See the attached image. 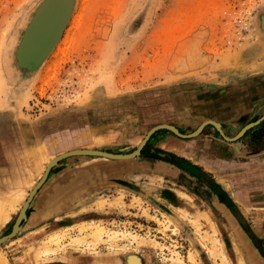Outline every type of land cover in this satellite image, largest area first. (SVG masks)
<instances>
[{
  "label": "rangeland",
  "instance_id": "obj_1",
  "mask_svg": "<svg viewBox=\"0 0 264 264\" xmlns=\"http://www.w3.org/2000/svg\"><path fill=\"white\" fill-rule=\"evenodd\" d=\"M209 111L233 135L264 116V0H0V238L55 157L129 154ZM223 140L60 161L0 264H264V156Z\"/></svg>",
  "mask_w": 264,
  "mask_h": 264
},
{
  "label": "water",
  "instance_id": "obj_2",
  "mask_svg": "<svg viewBox=\"0 0 264 264\" xmlns=\"http://www.w3.org/2000/svg\"><path fill=\"white\" fill-rule=\"evenodd\" d=\"M263 121H264V116L255 122H251L250 124L245 126L241 130V132L234 138L227 137L223 131L222 125L220 123L214 121V120H208V121L204 122L197 130H195L194 132H192L190 134H184L183 132H181V130L178 127L171 125V124H159V125L155 126L154 128H152L149 131L146 138L142 141L140 146L135 151H133L129 154H116V153L107 152V151H103V150H97V149H75V150L68 151L64 154H61V155L57 156L47 166V170L45 172L44 177L42 178L40 183L37 184V186H35V188L32 190L30 197L25 202L22 210L20 211V214H19V216H18V218H17V220L13 226L12 232L10 234H7V235L3 236L2 238H0V248L5 242L16 237L21 232V230L23 228V222L28 218L27 217V210L29 209L31 202L33 201L38 190L43 186V184L48 179L52 168L55 165H57L60 161L66 159V158H69L71 156H79V155H91V156H102V157H107V158H111V159H132V158L140 157L143 155V150H144L145 146L147 145L148 141L151 139V136L159 130H169L181 138L190 139V138H194V137L198 136L202 132V130L207 125H210V124L214 125L227 140L236 141V140L242 138L248 130L254 128L255 126L262 123ZM145 155L147 157L156 158V159L166 161V162H173V160H174V157L172 154L161 151V150H157L154 148L148 149V151L145 153ZM184 166L188 170L193 172L194 174L202 176V173L196 167L191 166V165H187V164Z\"/></svg>",
  "mask_w": 264,
  "mask_h": 264
},
{
  "label": "crops",
  "instance_id": "obj_3",
  "mask_svg": "<svg viewBox=\"0 0 264 264\" xmlns=\"http://www.w3.org/2000/svg\"><path fill=\"white\" fill-rule=\"evenodd\" d=\"M247 106H249V107H251V106H255V101H254V103L252 102V103H249V104H247ZM215 114V113H214ZM237 114H239V113H237ZM207 115L208 116H206V118H207V120H205V121H203L202 123H200L199 124V126L197 127V129L204 123V122H206V121H208V120H214V121H216V122H218V123H220L221 125H222V128H223V131H224V133H225V135L227 136V137H229L228 135H233V134H231L232 132H234L235 130H233L234 129V127L233 126H228V127H226L225 126V124H223L225 121H224V119L222 118L223 116H224V114H220V115H218L217 114V116H215V115H212L211 113H210V111H209V113H207ZM237 115H235L234 117H236ZM250 116V115H249ZM236 118H238V121L239 122H244L245 123V121H247V122H251L252 120H250V119H247L246 120V118H240L239 116H237ZM165 124V123H164ZM175 126V125H174ZM245 127V126H244ZM243 127V128H244ZM242 128V129H243ZM196 129V130H197ZM211 129V130H210ZM229 131H232V132H229ZM194 132V131H193ZM241 132V127H240V130H238L237 131V134H235V135H233L232 137H236L239 133ZM213 133V134H212ZM209 135V136H215V135H218V137H221V138H223L224 140L223 141H226V142H228V143H230V144H232V146L234 147V149L235 150H237V149H239L241 152H243L244 153V151H248L247 153V155H248V157H250V155H252L253 157H257V156H259V157H261V156H264V121L262 122V123H260L259 125H257V126H255L254 128H252V129H250V130H248L247 131V133H245L244 134V136L242 137V138H240V139H238V140H236V141H229V140H227L221 133H220V131L214 126V125H207L203 130H202V132L198 135V136H196V137H194V138H190V139H195V138H198V137H201V136H203V135ZM4 140L6 141V139H4V137H3V135H2V131H1V129H0V142L1 141H3L4 142ZM243 141V142H242ZM3 142H1V144L3 145V147H4V144H5V142H4V144H3ZM241 143H242V147L240 146L241 145ZM244 143H246V144H244ZM248 150H247V149ZM4 150V153H5V156H7V158L6 159H9L8 157V153L6 152V149L5 148H3ZM238 151V150H237ZM240 152V153H241ZM174 157V160H173V162H166V163H168V165H169V167H172L173 169H175V170H181V168H184V169H187L184 165H191V166H194L193 164H191L192 162H179V166H177V162H176V157L175 156H173ZM9 165V164H8ZM6 166L7 165H2L1 163H0V169H4V168H6ZM9 166H11V165H9ZM195 167V166H194ZM10 169V168H9ZM188 170V169H187ZM74 182V181H73ZM250 200V202L252 201V198H250V197H248Z\"/></svg>",
  "mask_w": 264,
  "mask_h": 264
},
{
  "label": "bare ground",
  "instance_id": "obj_4",
  "mask_svg": "<svg viewBox=\"0 0 264 264\" xmlns=\"http://www.w3.org/2000/svg\"><path fill=\"white\" fill-rule=\"evenodd\" d=\"M75 21H76V20H75ZM176 127H177V126H176ZM233 138H234V137H233ZM55 158H56V157H55ZM55 158H54V159H55ZM54 159H53V160H54ZM53 160H51V162H52ZM51 162H50V163H51ZM165 162H166V161H165ZM50 163H49V164H50ZM49 164H48V165H49ZM46 170H47V168H46ZM45 172H46V171H45ZM44 175H45V174H44ZM49 175H50V174H49ZM43 177H44V176H43ZM41 180H42V179H41ZM41 180H40V181H41ZM40 181H39V183H40ZM39 183H38V184H39ZM36 186H37V185H36ZM31 192H32V191H31ZM30 194H31V193H30ZM29 197H30V195H29ZM29 197H28V198H29ZM27 200H28V199H27ZM27 200H26V201H27ZM26 201H25V202H26ZM4 261H5V260H4ZM6 262H7V261H6ZM6 262H5V263H6ZM6 264H7V263H6ZM8 264H9V263H8Z\"/></svg>",
  "mask_w": 264,
  "mask_h": 264
}]
</instances>
